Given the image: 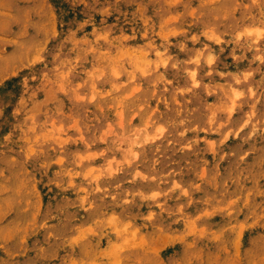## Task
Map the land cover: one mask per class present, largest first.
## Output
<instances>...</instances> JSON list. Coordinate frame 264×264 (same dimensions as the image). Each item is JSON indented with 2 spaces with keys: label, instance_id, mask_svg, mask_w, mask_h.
<instances>
[{
  "label": "rangeland",
  "instance_id": "1",
  "mask_svg": "<svg viewBox=\"0 0 264 264\" xmlns=\"http://www.w3.org/2000/svg\"><path fill=\"white\" fill-rule=\"evenodd\" d=\"M0 264H264V0H0Z\"/></svg>",
  "mask_w": 264,
  "mask_h": 264
}]
</instances>
